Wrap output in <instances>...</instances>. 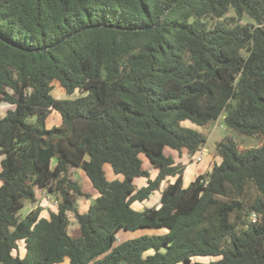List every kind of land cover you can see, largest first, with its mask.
Returning a JSON list of instances; mask_svg holds the SVG:
<instances>
[{
	"label": "trees",
	"instance_id": "trees-1",
	"mask_svg": "<svg viewBox=\"0 0 264 264\" xmlns=\"http://www.w3.org/2000/svg\"><path fill=\"white\" fill-rule=\"evenodd\" d=\"M174 1L0 0V264H264V0ZM222 114L258 145L224 137L183 186L165 148L200 151ZM79 170L97 191L82 212Z\"/></svg>",
	"mask_w": 264,
	"mask_h": 264
},
{
	"label": "rangeland",
	"instance_id": "rangeland-1",
	"mask_svg": "<svg viewBox=\"0 0 264 264\" xmlns=\"http://www.w3.org/2000/svg\"><path fill=\"white\" fill-rule=\"evenodd\" d=\"M232 12L230 11L229 14L227 15H231ZM52 95L56 98H67V97H71L74 95H68L65 93L64 89L59 85L58 82H54V87L52 90ZM8 107L7 104H2L0 107V110L3 112L6 108ZM60 122V114L56 111H51V113L48 115L47 119H46V126L49 127L52 124H58ZM185 124L187 125H193L190 122H185ZM201 131L205 134L206 136V146L208 147V149L210 150V152H213V147L215 145V143L221 139H223L226 136H232L233 139L236 141V143L240 146V147H251V146H256L258 145V140L255 137H249V136H241L238 135L234 132L228 131L227 128L224 125V121H223V114L220 115L217 119H213L210 120L208 122V124L204 127L201 128ZM168 147L165 148V150H167ZM171 149V148H170ZM164 150V153H165ZM174 151V150H172ZM168 152V151H167ZM189 155V154H188ZM142 160L144 162V167H146L148 165L146 158L142 155ZM207 159H203L202 161H185L182 164V168L184 171V181L182 179V183L183 185H188L190 183L191 180H193L194 176L192 174V171L194 169V167H197L198 170L200 171H204L202 173H205L206 171L204 170L203 166L205 165ZM194 162V163H193ZM104 172H105V176L107 179H112L113 178V174L110 168L109 164H104L103 166ZM200 174V173H199ZM76 175L79 179V182L81 184L82 190L86 193L89 194V197H91V193L93 191V188L88 180V178L86 177V175L84 174L83 171L79 170L76 172ZM198 175V174H197ZM170 177V176H168ZM37 198H38V204L43 207V212L46 211V208H55L56 205H54L55 203V198L50 195L49 193H47L46 191H38L37 192ZM95 198V196H92L91 198H87L85 196H81L78 200V205L77 208L79 211H86L88 208V203H92L93 199ZM151 197H149L147 200L143 201V202H135V205H132L134 208H138L140 210L145 209V207H152L154 205L151 204L152 199H150ZM89 201V202H88ZM30 204H28L27 202L24 204V207L22 208L21 215H25L29 209H30ZM70 226L69 228L72 230L73 228L77 227V223L75 221V219L71 216L70 218ZM156 230L154 229H148V228H140L137 229L135 231H125V232H119L117 234V242L122 241L123 239H127V238H134L137 237L139 235L142 234H152L154 233ZM21 244H19V253L20 255L25 252L22 247ZM24 255V254H23ZM21 255V256H23Z\"/></svg>",
	"mask_w": 264,
	"mask_h": 264
},
{
	"label": "crops",
	"instance_id": "crops-1",
	"mask_svg": "<svg viewBox=\"0 0 264 264\" xmlns=\"http://www.w3.org/2000/svg\"><path fill=\"white\" fill-rule=\"evenodd\" d=\"M200 153L202 154V157H201V159L199 161H202L203 159H207L205 165L203 166V168H204L205 171H208L211 168L212 164L215 161H219V158L218 157H215L214 153L213 152L211 153L207 146L202 147L201 150H200ZM165 154L170 155L173 158L174 164H178V163L179 164H183L187 160H189V161H195V160L190 159V154L189 155H188V153H181V154H179L177 151H175V150L172 151V149H170V148H167V150H165ZM195 162H198V161H195ZM146 168L149 169L150 178H154L156 176V174H157V170L154 169V168H152L149 163L146 166ZM202 172H204V171H200V170H198L197 167H194V169L192 171V174H193V176L195 178L197 174L202 173ZM166 179L167 180H165V181H173L175 179V176L174 177L170 176V177H167ZM183 181H184V171H183ZM134 182H135V184L138 187H140V186H142V185L145 184V179L144 178H137V179H135ZM183 186H186V185H183ZM37 195H38V193H37ZM92 196H95V197L97 196V191L94 188H93V191L91 193V197H90L91 199H92ZM149 197H151L150 199H152V201H151V204L152 205H154V206H158L159 205V203H160V192L159 191H154L153 193L150 194ZM87 205L89 206V203ZM132 205H135V202H133ZM48 209H55V208H49L48 207ZM48 209L46 208V211H44V212L41 211L40 215L41 216H44V217H48ZM135 209L140 210V209H138L136 207H135ZM119 232H125V231H122L121 230ZM21 247L25 251V249L23 247V244H21ZM24 253L25 252H23L21 255H23ZM59 264H69V261H68L67 258H65Z\"/></svg>",
	"mask_w": 264,
	"mask_h": 264
},
{
	"label": "built area",
	"instance_id": "built-area-1",
	"mask_svg": "<svg viewBox=\"0 0 264 264\" xmlns=\"http://www.w3.org/2000/svg\"><path fill=\"white\" fill-rule=\"evenodd\" d=\"M201 157H202V154L200 153V151H197L195 154L190 155V159L195 160V161H199ZM54 201H55L54 205H57V200H54ZM68 214L71 217V213H68Z\"/></svg>",
	"mask_w": 264,
	"mask_h": 264
},
{
	"label": "water",
	"instance_id": "water-1",
	"mask_svg": "<svg viewBox=\"0 0 264 264\" xmlns=\"http://www.w3.org/2000/svg\"><path fill=\"white\" fill-rule=\"evenodd\" d=\"M177 1H178V0H175L174 3L177 2ZM168 9H169V7L166 8L165 12H166ZM159 23H160V20H158V22L156 23V25H158ZM70 35H72V34H69V35L66 36L65 38L69 37ZM65 38H63V40H64ZM20 48H21V47H20ZM24 50L30 51V50H28V49H24ZM42 50H43V48H42ZM36 51H37V50H36Z\"/></svg>",
	"mask_w": 264,
	"mask_h": 264
},
{
	"label": "clouds",
	"instance_id": "clouds-1",
	"mask_svg": "<svg viewBox=\"0 0 264 264\" xmlns=\"http://www.w3.org/2000/svg\"><path fill=\"white\" fill-rule=\"evenodd\" d=\"M195 154V153H194ZM57 206V205H56Z\"/></svg>",
	"mask_w": 264,
	"mask_h": 264
}]
</instances>
